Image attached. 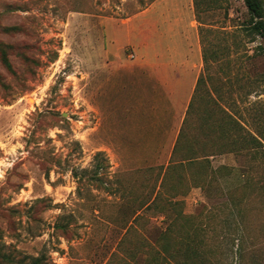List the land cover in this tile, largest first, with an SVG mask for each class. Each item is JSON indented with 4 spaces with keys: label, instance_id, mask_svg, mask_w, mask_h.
<instances>
[{
    "label": "rangeland",
    "instance_id": "rangeland-1",
    "mask_svg": "<svg viewBox=\"0 0 264 264\" xmlns=\"http://www.w3.org/2000/svg\"><path fill=\"white\" fill-rule=\"evenodd\" d=\"M219 4L204 15L221 50L211 67L221 78L219 101L244 128L264 134V40L240 30L248 17L243 0ZM1 44L10 67L0 55V264L34 257L39 264H149L140 253L138 262L117 254L134 247L136 235L153 240L176 211L140 208L137 233L120 242L123 219L149 197L159 168H136L119 149L127 141L129 89L106 70L114 59L123 70L144 55L175 67L187 56L201 70L192 0H0ZM259 159L240 151L215 155L212 164L246 168ZM180 188V211L208 225L205 240L215 253L207 264H264L256 203L247 216L246 257L238 261L229 215L214 224L200 213L222 198L186 179Z\"/></svg>",
    "mask_w": 264,
    "mask_h": 264
},
{
    "label": "trees",
    "instance_id": "trees-1",
    "mask_svg": "<svg viewBox=\"0 0 264 264\" xmlns=\"http://www.w3.org/2000/svg\"><path fill=\"white\" fill-rule=\"evenodd\" d=\"M248 17L239 27L243 35L259 36L264 40V0H243ZM195 19L198 22V36L202 59V69L198 74L193 92L187 104L178 133L166 165L148 166L145 169L159 168L155 174L157 184H152L149 197L138 201L132 215L123 219L124 229L120 242L131 233H137L141 214L140 208L175 210V215L164 220L163 228L157 232L153 240L142 235L132 239L134 247L120 248L117 257L122 262H138L137 255H142L141 262L149 264H207L214 256V249L208 247L205 240L206 222L197 220L198 215L184 214L180 211L181 201L176 198L181 194L180 184L186 179L194 186H199L209 197L222 198L209 208L202 206L200 213L209 222L217 224L221 213L229 215L231 241L234 256L238 261L245 259V236L250 233L248 215L258 205L264 217V134L260 130L251 131L239 122L234 115L222 106L219 76L211 70L213 63L219 58L220 48L208 34L214 30L204 20L205 13L219 7V0H192ZM6 29H13L6 27ZM6 47L0 45V55L6 67L10 63L6 57ZM264 87V86H263ZM264 89V88H263ZM243 132L236 136L232 130ZM244 152L251 160H257L246 168L230 164H212L215 155ZM97 153H101L100 151ZM236 180L230 186L223 182L229 176ZM214 191V192H212ZM212 192V193H211ZM170 197L163 199L161 194ZM262 230V231H261ZM264 240V229H260ZM147 239V240H146ZM257 241V240H256ZM144 244L146 246L143 249ZM122 254V255H121ZM125 254L126 258H122ZM129 260H128V259ZM29 264H39L41 257L32 258ZM110 262V261H108Z\"/></svg>",
    "mask_w": 264,
    "mask_h": 264
},
{
    "label": "crops",
    "instance_id": "crops-1",
    "mask_svg": "<svg viewBox=\"0 0 264 264\" xmlns=\"http://www.w3.org/2000/svg\"><path fill=\"white\" fill-rule=\"evenodd\" d=\"M150 56H139L122 68L118 59L109 61L112 81L128 85L129 101L127 132L124 143H117L127 157L136 162V168L167 164L178 129L184 116L196 78L201 70L192 68V62L183 56L181 67L155 66ZM202 62V59H201ZM127 76V77H126ZM115 83V82H114ZM178 105L182 113L178 120ZM121 137V136H120ZM165 157L164 160L160 158Z\"/></svg>",
    "mask_w": 264,
    "mask_h": 264
}]
</instances>
